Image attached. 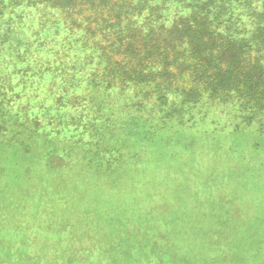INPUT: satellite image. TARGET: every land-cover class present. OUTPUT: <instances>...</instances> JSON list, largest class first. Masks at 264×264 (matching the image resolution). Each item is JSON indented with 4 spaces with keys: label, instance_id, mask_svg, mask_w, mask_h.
<instances>
[{
    "label": "rangeland",
    "instance_id": "374dc122",
    "mask_svg": "<svg viewBox=\"0 0 264 264\" xmlns=\"http://www.w3.org/2000/svg\"><path fill=\"white\" fill-rule=\"evenodd\" d=\"M112 97L98 101H124ZM38 101L21 95L13 109L38 111ZM236 110L205 104L192 126L142 112L148 124L124 129L91 162L81 141L0 131V264H57L84 247L112 264L131 237L136 264H264V133L230 135ZM102 246L109 255H90Z\"/></svg>",
    "mask_w": 264,
    "mask_h": 264
},
{
    "label": "trees",
    "instance_id": "16d2710c",
    "mask_svg": "<svg viewBox=\"0 0 264 264\" xmlns=\"http://www.w3.org/2000/svg\"><path fill=\"white\" fill-rule=\"evenodd\" d=\"M21 95L38 98V111L14 110ZM102 95L124 101L100 105ZM213 103L237 109L230 135H263L264 0H0V131L12 138L75 139L93 148L82 159L97 161L124 129L148 124L142 112L192 126ZM118 106L119 117L106 112ZM131 238L112 264H136ZM86 251L57 264H106Z\"/></svg>",
    "mask_w": 264,
    "mask_h": 264
}]
</instances>
